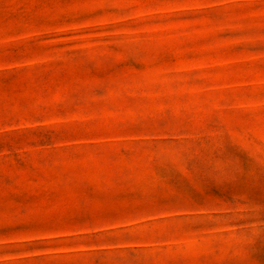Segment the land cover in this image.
<instances>
[{"label":"rangeland","instance_id":"374dc122","mask_svg":"<svg viewBox=\"0 0 264 264\" xmlns=\"http://www.w3.org/2000/svg\"><path fill=\"white\" fill-rule=\"evenodd\" d=\"M0 264H264V0H0Z\"/></svg>","mask_w":264,"mask_h":264}]
</instances>
